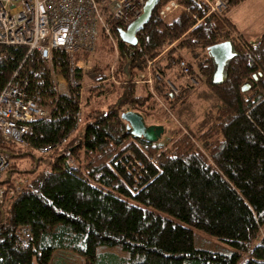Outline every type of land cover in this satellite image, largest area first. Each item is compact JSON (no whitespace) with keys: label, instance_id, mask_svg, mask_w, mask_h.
<instances>
[{"label":"trees","instance_id":"obj_1","mask_svg":"<svg viewBox=\"0 0 264 264\" xmlns=\"http://www.w3.org/2000/svg\"><path fill=\"white\" fill-rule=\"evenodd\" d=\"M168 1L155 5L135 45L120 38L127 24L108 20L117 58L107 77L118 83L111 82L116 97L105 108L82 112V99L90 105L101 90L92 84L81 98V70L74 69L77 85H69L64 51L52 50L47 61L23 46L0 45V91L17 71L45 111L31 122L29 146L0 135L8 163L2 193L21 177L16 195L0 207V264H264V31L248 39L223 14L243 0H226L219 12L205 0H174L181 11L167 22L158 11ZM221 41L235 56L213 84L206 49ZM112 48L101 32L97 50L107 56ZM181 49L195 57L196 70L186 62V74L172 71ZM148 59L153 92L134 81ZM53 75L66 81L65 92L56 90ZM183 75L197 84L181 81ZM125 109L144 121L171 117L177 136L162 140L168 128L161 120L156 141L133 137L120 118ZM82 123V135L73 136ZM127 151L144 165L135 185L125 174L128 157L118 161ZM24 225L31 240L20 248Z\"/></svg>","mask_w":264,"mask_h":264},{"label":"built area","instance_id":"obj_2","mask_svg":"<svg viewBox=\"0 0 264 264\" xmlns=\"http://www.w3.org/2000/svg\"><path fill=\"white\" fill-rule=\"evenodd\" d=\"M145 0H104L105 8L98 6L95 0H0V45L23 46L28 52L36 51L42 60L50 61L51 51L59 49L65 52L69 59L68 84L77 85L74 69H82L73 60L76 53L94 52L99 34L103 32L116 49V38L111 32L108 20H121L128 24L141 12ZM210 11H222L226 0H205ZM174 0L163 4L158 13L165 17L178 8ZM152 60L146 61V66L135 79L142 80L149 86L151 92L153 80L151 70ZM178 70L186 74L188 67L184 61L178 64ZM110 72L112 69L109 70ZM114 82L115 79L110 77ZM54 86L58 92H65V80L53 75ZM134 80V79H133ZM132 80V81H133ZM188 82L196 85L194 78ZM25 79H19L17 71L13 72L7 84L0 91V135L21 146H29V136L33 129L31 122L45 114L32 95L25 90ZM61 90V91H59ZM80 122V112L75 113V126ZM64 139L60 141L63 142ZM51 145L37 148L45 152ZM129 159L125 174L135 183L143 175V162L132 152H125L122 158ZM153 161V160H152ZM7 159L0 152V173L7 168ZM21 184L15 181L9 191L8 202L16 195ZM31 240L28 225L21 226L18 234V246L26 248Z\"/></svg>","mask_w":264,"mask_h":264},{"label":"rangeland","instance_id":"obj_3","mask_svg":"<svg viewBox=\"0 0 264 264\" xmlns=\"http://www.w3.org/2000/svg\"><path fill=\"white\" fill-rule=\"evenodd\" d=\"M181 11V7L179 6L178 9H175L172 13L165 16V20L167 22L171 21L178 13ZM223 14L227 16L232 23L235 25L236 29L246 38L248 39H256L262 31H264V0H243L236 6L228 7L227 9L223 10ZM112 52H110L107 56L101 53L100 49L97 50V46L90 55L86 57H79L76 59L77 66L81 67L82 69L80 72V90H81V98L85 96V91L88 90L92 84L98 85V89L101 90V95L98 96V100L91 103L90 105H86L84 99L81 101V110L82 112L88 110L90 108H105L108 103L114 102L116 94H113V86L111 82V76L107 77L109 74V70L113 68L115 60L117 58V51L112 48ZM200 53V51H198ZM174 56H181V59L185 62H189L191 66H193L194 70H196V63L194 61L193 56L187 50H177L174 53ZM101 65H107V69H103L102 67H97ZM177 62L172 63V71H176L178 69ZM107 72V73H106ZM107 78V79H105ZM189 76L183 75L180 77V80L185 82L188 81ZM96 80V82H95ZM167 82V81H166ZM114 84H117L118 81L114 80ZM65 89H66V82H65ZM65 89H61L64 91ZM59 90V91H61ZM166 124L168 128L167 131L161 136L162 140L166 139H175L177 136L176 129L178 127V123L170 119H158L150 116L144 122L147 125H159L162 123ZM83 123L79 125V128L73 132V136H81L83 133ZM161 140V141H162ZM36 155L38 153H35ZM22 166L29 167L30 160L23 159ZM45 167L44 163H41L38 169H42ZM16 177L14 180H19ZM9 190H6V193H2V187L0 185V207L2 210H5L7 207L6 204L8 202V198L10 196ZM166 215V214H163ZM168 216V215H166Z\"/></svg>","mask_w":264,"mask_h":264},{"label":"water","instance_id":"obj_4","mask_svg":"<svg viewBox=\"0 0 264 264\" xmlns=\"http://www.w3.org/2000/svg\"><path fill=\"white\" fill-rule=\"evenodd\" d=\"M159 0H145L142 12L132 21H130L124 30L120 32V38L123 42L129 45L136 44L135 34L143 28L150 18L151 11ZM207 53L212 58L214 63V71L212 73L211 82L219 84L222 82L224 66L231 58L235 56L229 41H221L207 47ZM249 87L248 83L241 86L242 91H246ZM120 118L125 121L126 129L133 137L144 138L147 141H156L162 131L161 125H147L143 117L130 109L121 111Z\"/></svg>","mask_w":264,"mask_h":264},{"label":"bare ground","instance_id":"obj_5","mask_svg":"<svg viewBox=\"0 0 264 264\" xmlns=\"http://www.w3.org/2000/svg\"><path fill=\"white\" fill-rule=\"evenodd\" d=\"M181 60H182V59H181ZM181 60H180V61H181ZM180 61H179V62H180ZM182 61H184V60H182ZM179 62H178V64H179ZM184 62H185V61H184ZM185 63H186V62H185ZM134 81H135L136 85H139V84H141V83L145 84L142 80H139V79H135ZM150 83H151V81H150ZM169 86L172 87V85H171L170 83H169ZM172 88H173V87H172ZM125 110H127V109H125ZM125 110H124V111H125ZM42 116H43V115H42ZM150 160H153V158H151Z\"/></svg>","mask_w":264,"mask_h":264},{"label":"crops","instance_id":"obj_6","mask_svg":"<svg viewBox=\"0 0 264 264\" xmlns=\"http://www.w3.org/2000/svg\"><path fill=\"white\" fill-rule=\"evenodd\" d=\"M178 8H179V6H178ZM178 8H177V9H178Z\"/></svg>","mask_w":264,"mask_h":264}]
</instances>
